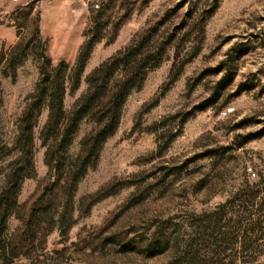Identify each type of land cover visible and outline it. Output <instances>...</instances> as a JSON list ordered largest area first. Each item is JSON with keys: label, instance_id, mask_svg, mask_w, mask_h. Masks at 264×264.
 <instances>
[{"label": "rangeland", "instance_id": "374dc122", "mask_svg": "<svg viewBox=\"0 0 264 264\" xmlns=\"http://www.w3.org/2000/svg\"><path fill=\"white\" fill-rule=\"evenodd\" d=\"M98 2L0 0V49L16 42L14 12L28 7V18L38 15L39 35L51 63L64 61L70 72L89 25V8ZM157 21L162 34L173 36L168 56L125 98L117 128L104 140L95 166L76 185L74 221L65 233L53 227L41 249L9 264H165L174 247L145 256L96 243L109 234L144 240L158 227L170 228L179 237L212 211H225L222 220L232 224L235 216L256 207L241 208L232 197L245 184L264 185V0L135 2L113 39L107 31L94 43L77 87L70 92L65 86L64 108L83 91L91 69ZM228 71L230 78L217 87ZM36 77L30 55L14 74L0 77V186L14 156V122ZM45 116L43 108L33 129L35 173L21 183L8 233L20 228V216L46 181L39 137ZM91 125L87 119L80 122L69 152L77 151L79 138ZM104 193L85 209L88 200ZM227 235L229 242L218 244L221 234L214 232L216 240L211 236L202 243L207 256L224 254L205 264H264L263 226L246 247L239 238L231 244L232 234Z\"/></svg>", "mask_w": 264, "mask_h": 264}, {"label": "trees", "instance_id": "16d2710c", "mask_svg": "<svg viewBox=\"0 0 264 264\" xmlns=\"http://www.w3.org/2000/svg\"><path fill=\"white\" fill-rule=\"evenodd\" d=\"M117 1L99 0L95 7L89 8V25L70 72L64 61L51 63L39 35L38 15L28 18V7L14 12L17 40L9 49H0V77L3 74H14L16 66L29 55L35 61L37 77L15 119V133L10 145L14 156L7 162L4 182L0 186V264H9L18 256L29 257L33 251L41 249L45 235L53 227H57L61 233L66 232L74 221L71 211L76 185L85 172L95 166L104 140L117 128L125 98L141 86L148 71L160 65L168 56L173 36L162 34L159 31L161 23L157 21L143 28L127 45L91 69L84 77L83 91L68 109L64 108L65 86H68L70 92L77 87L94 43L103 38L107 31L110 33L109 39H113L135 2L143 6L149 0ZM229 75L228 71L216 86H221L224 80L230 78ZM43 108L46 109V116L39 137L44 146L46 181L30 200L24 215L20 216V228L14 233H8L7 220L18 211L17 195L21 183L35 173L33 129ZM84 119L91 121L92 125L79 138L77 151L71 153L69 146ZM2 147L0 145V155ZM261 191H264V185L255 182L241 186L233 194L232 203L237 198L241 208L246 205L256 207L252 212L235 216L232 224L222 220L225 211H212L208 219L195 220L190 231L179 237L173 235L170 228L158 227L144 240L109 234L97 240L96 245L103 247L106 243H112L120 253L136 250L145 256L174 247L173 255L167 261L169 264H205L212 257L220 260L223 252L207 256L200 246L211 236L216 240L214 232L221 234V238L216 240L218 244L229 242L227 234H232L231 244L238 241V238L244 247L249 241H255L258 236L253 239L250 236L258 234L264 227V192L262 194ZM105 193L92 196L85 209Z\"/></svg>", "mask_w": 264, "mask_h": 264}]
</instances>
